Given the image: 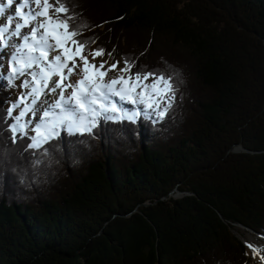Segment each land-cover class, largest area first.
I'll return each instance as SVG.
<instances>
[{
	"label": "trees",
	"instance_id": "obj_1",
	"mask_svg": "<svg viewBox=\"0 0 264 264\" xmlns=\"http://www.w3.org/2000/svg\"><path fill=\"white\" fill-rule=\"evenodd\" d=\"M72 3L90 50L167 72L177 100L38 151L0 131V264H245L236 228L264 236V0ZM9 96L0 79V112Z\"/></svg>",
	"mask_w": 264,
	"mask_h": 264
},
{
	"label": "snow or ice",
	"instance_id": "obj_2",
	"mask_svg": "<svg viewBox=\"0 0 264 264\" xmlns=\"http://www.w3.org/2000/svg\"><path fill=\"white\" fill-rule=\"evenodd\" d=\"M75 7L72 0H0V54L7 56L0 79L21 89L0 112V131L13 144L27 139L26 148L38 151L61 132L91 135L101 120L159 123L176 103L178 89L167 72L137 67L131 57L122 58L123 67L121 61L93 63L105 49L90 50L95 39H79L89 25L77 23ZM112 71L118 74L106 79ZM246 247L264 261V245Z\"/></svg>",
	"mask_w": 264,
	"mask_h": 264
},
{
	"label": "rangeland",
	"instance_id": "obj_3",
	"mask_svg": "<svg viewBox=\"0 0 264 264\" xmlns=\"http://www.w3.org/2000/svg\"><path fill=\"white\" fill-rule=\"evenodd\" d=\"M52 2H55V0H52ZM0 23H4V19L0 18ZM232 31L233 30H228V32H232ZM7 51L8 50L6 49L5 53H7ZM0 57L3 59V64H4V68H1V72H6L7 71V66H6L7 56L5 54H0ZM89 59L92 60L91 55H89ZM102 60L107 61L108 64L115 63L116 61H121L119 66L123 67V61H122L121 57L119 55H117L116 53H114L112 55H108V56L104 55L103 57H99L98 56L92 62L97 64V65H99V63ZM254 63H256V61ZM256 69L258 71H260V69L258 67ZM117 74L118 73H116L115 71L109 72L108 73V77H106V79L107 78H111L112 76H115ZM120 74H123V73H120ZM77 78L78 77H73V79H77ZM18 81L16 82L17 84H18ZM4 84H6V81H4ZM20 91H21V89H19V88L9 89V93H10L9 101L15 100L19 96ZM69 91H71V90H69ZM203 95L206 96V95H208V93H203ZM6 106H7V104L5 105V108H6ZM126 108L129 109V107H126ZM238 150H239V152L238 151H234V149H233V152H237V153L247 152V149H246V147L243 144L239 145ZM1 175L4 176V174H1ZM183 195H184V193H182L180 191L179 192L175 191V192H173L171 194L172 198H180V197H183ZM235 233H238V235L241 236V237H239L237 235L239 238H241L243 240L242 242H244V243L247 242V243H252L254 245H264V236H262L260 234H257V233H255L254 231H252L250 229H245V228H242V227H238V228H236ZM247 258H248V260H247V262L245 264H264V261H261L258 257L257 258L253 257V255H252L251 251L249 250V248H247Z\"/></svg>",
	"mask_w": 264,
	"mask_h": 264
},
{
	"label": "water",
	"instance_id": "obj_4",
	"mask_svg": "<svg viewBox=\"0 0 264 264\" xmlns=\"http://www.w3.org/2000/svg\"><path fill=\"white\" fill-rule=\"evenodd\" d=\"M238 148H239V145H236V146L234 147V151H238V152H239ZM175 191H177V190H175ZM175 191H174V192H175ZM178 192H179V191H178ZM170 196H171V194H170Z\"/></svg>",
	"mask_w": 264,
	"mask_h": 264
}]
</instances>
